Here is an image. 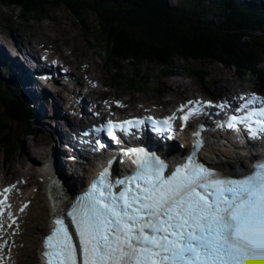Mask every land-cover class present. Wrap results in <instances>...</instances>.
<instances>
[{
    "label": "rangeland",
    "instance_id": "1",
    "mask_svg": "<svg viewBox=\"0 0 264 264\" xmlns=\"http://www.w3.org/2000/svg\"><path fill=\"white\" fill-rule=\"evenodd\" d=\"M179 1L167 0L168 6L178 4ZM66 5H56V9L49 11V19L46 21H38L33 17L26 14V18H21V14L18 12V8H3L0 6V28L1 33L5 36L20 35L19 40L23 46H27L25 42H31L33 40L42 41L44 44L49 45L56 53H58L65 62L70 64L73 74L76 76V84L78 82L84 83L86 88L94 92H100L107 97L120 99L124 103H134V100H143L146 103H166L168 108L172 105L174 100L185 99L187 97L203 96L210 98L213 96L212 88L219 83L223 85L233 86V90H254L253 81L262 80L264 82V64L256 68L259 75L254 76L253 74L246 72L245 75H240L238 69L221 66L219 64L208 62V61H194L184 62L183 60L175 59L172 62L170 72L172 76L166 77L165 73L157 65L144 64L140 69L141 74L135 77V69L128 66L127 64L121 65V70L124 71L120 74L123 80H116L117 75L113 74L110 69L113 63L106 60L104 47L98 41V27L97 17L95 14L88 11H83L82 18H76L72 12L65 7ZM204 4L199 3L196 8V14H204L205 10L208 12ZM199 7V8H198ZM199 9V10H197ZM213 15V14H212ZM213 15L212 22L224 24V20L219 16ZM133 19H138L140 16H133ZM215 16V17H214ZM31 19V20H30ZM181 24V23H180ZM138 32V30H137ZM254 36V35H253ZM255 37H259L253 40V43H260V35L255 33ZM24 38V40H22ZM75 38V39H74ZM80 42H79V41ZM86 46L87 52L92 57V62H84L82 60L81 46ZM66 44V46H65ZM87 66L89 70L88 76L85 79H81V74L78 72L80 66ZM194 73H191L190 70ZM213 72L212 75H209ZM223 73L222 81H217L213 84V80L209 76L217 73ZM168 73V72H167ZM199 76V79H197ZM99 77L104 86L99 83ZM136 78V79H135ZM90 82L93 84L91 85ZM175 83L184 84L189 88L186 92L183 90L180 94L173 96L171 91L175 90ZM227 92V91H223ZM93 96L96 94L93 93ZM127 107V105H124ZM135 108L138 104L136 103ZM3 107L0 104V167L2 169H8L5 173L0 170V181L9 182L16 180L18 183H23L25 176L16 175L9 170L12 161H17L19 155L27 149L30 151L28 154L35 155L34 158L29 159V163L40 164L37 159L38 153H32L30 145L31 138L24 136L23 133H27L23 129V123L18 119H10L8 116L13 115L6 111L3 112ZM5 108V107H4ZM134 110V109H133ZM129 111V110H128ZM120 116H124L126 112L122 111L118 113ZM28 122V121H27ZM46 123V122H45ZM24 124V125H25ZM28 126V125H27ZM28 126V130H30ZM35 137V136H34ZM4 146V147H3ZM222 154L216 153L225 162L229 163H242L247 167L249 161L242 159L240 154H234L230 148L217 146ZM236 155L238 158H236ZM211 159L216 160L215 155H210ZM240 159V160H239ZM36 176L32 179L33 183L27 190L29 193L34 195L28 202L29 210L23 218L19 219L17 228L11 229L9 234L12 237L13 250L9 259H13V263L9 264H39V248L42 234H36L33 228L36 226L35 223L39 221V215L41 213V205L47 208L44 202L43 192L44 188L40 183V180L44 178L40 173H36ZM22 177V178H21ZM42 177V178H41ZM46 223L48 216L45 217ZM11 261V260H10Z\"/></svg>",
    "mask_w": 264,
    "mask_h": 264
},
{
    "label": "trees",
    "instance_id": "2",
    "mask_svg": "<svg viewBox=\"0 0 264 264\" xmlns=\"http://www.w3.org/2000/svg\"><path fill=\"white\" fill-rule=\"evenodd\" d=\"M77 1L81 2L0 0V6L6 9L16 7L21 14L19 17L26 18L28 14L38 21L49 19V11L60 4L66 5L78 19L82 18L83 11L95 14L98 41L104 47L106 60L113 63L110 70L117 75L116 80H123L120 75L124 71L121 70L122 64L134 68L135 77L141 74L140 69L144 64L157 65L166 77L172 76L170 69L175 59L213 62L236 68L240 75L246 72L259 74L256 68L264 64V17L260 15L256 20L258 26L257 23L251 24L253 19L246 12L224 13L225 25L220 26L208 19L206 14L201 18L192 16L185 8L187 2L186 5L181 3L169 7L164 0ZM189 1L191 6L192 0ZM131 15L140 17L133 19ZM255 27L261 33L258 44L253 43L254 39L259 38L255 37ZM190 71L194 73L192 69ZM197 79L200 81L199 76ZM253 86L264 89L259 80H254ZM0 102L4 107H11L12 119L18 115L19 121H27L26 111L13 105L7 95L0 97ZM24 124L25 134L32 132L28 131L30 125ZM29 128L31 130V126Z\"/></svg>",
    "mask_w": 264,
    "mask_h": 264
},
{
    "label": "bare ground",
    "instance_id": "3",
    "mask_svg": "<svg viewBox=\"0 0 264 264\" xmlns=\"http://www.w3.org/2000/svg\"><path fill=\"white\" fill-rule=\"evenodd\" d=\"M164 1L167 4V0ZM175 1L183 2L182 0H175ZM237 2L241 7H244L247 5V3H250L251 0H237ZM199 3L204 4L205 6L202 7L208 9V12L205 10V12L203 13L206 14L207 18L211 19V21L213 20L212 16L218 14L217 16L222 18L225 22L226 19L223 18L224 13L232 14L233 12L239 13L241 11L240 9H235L234 0H192V4L190 7L187 8L189 9L187 11L192 16H195L197 18H201V16L204 17V14L199 15L198 17L197 14L195 13L197 6H199ZM247 14L251 16H255V12H251ZM256 23L258 24V26H260L258 22ZM223 25H225V23ZM255 29H256L255 30L256 33H260V31L257 30V27H255ZM19 37L22 36L19 35L15 37H9V39H11L15 44H19L20 42ZM22 40H24V38H22ZM41 42H42L41 40L40 41L33 40V43H41ZM77 46L80 48L81 44L78 43ZM80 50L82 52V60L87 63L92 62V57L87 52L86 46H83ZM0 51H1V47H0ZM4 64H5L4 62H0V69H1L0 85L3 87V89L4 87L6 88L7 92L9 93V96L12 98V100L16 105L25 109L29 113L30 117L28 118V123L31 126V130L28 131H32V133H34L35 135L33 143H31L32 145L29 148H31L32 153L33 152L38 153L37 154L38 161H40L41 165L45 166L46 168L42 170L44 171V178L40 180V183L45 187H47L48 183L52 181V186H53L52 196L56 194L57 190H59V193L62 195L63 199L68 202L72 198L73 193L76 192L78 183L82 178L88 175V172L84 171V169L80 165L81 160H83V158H80L81 155L75 156V154L73 153L71 155H68V153L65 154L63 153L64 148H62V146H65L67 142L65 139V135L61 129V125L66 126V124L69 123L72 129H76V122H78L77 120L80 116L78 110H80V108L82 107L78 105L77 110L75 109L74 106H71L66 109L68 102L66 100H63V102L61 103V107L62 109L66 110V112L61 113L60 109H58L57 106L54 104L55 98L53 96H49L46 93L47 90H45L43 87L41 88L40 86H38V82L36 83L32 82L21 76L22 71H24V69L21 66L16 67L11 64H9V66H6ZM78 72L81 74L82 78L88 76L87 74H89L88 67L85 65L80 66ZM212 74L213 72L209 73V75ZM217 74L218 76H216L215 74L213 76H209V78L213 80V84L216 83L217 81L221 82L222 77L224 76V74L221 72ZM72 79L74 78L72 77ZM98 81L101 84H104L103 82H101L100 77ZM232 87L233 86L223 85L222 83H219L216 86H213L212 91L222 93L223 91L233 90ZM188 88L189 87L185 86L184 84L175 83V90L171 91V94H173V96H176L180 94L182 90L184 92ZM62 91L66 92L67 96L70 97V92L67 88L65 87L57 88V94L62 93ZM76 97L75 98L77 100L83 99V96L80 94H76ZM139 102L142 103V101ZM83 103H85L84 100ZM83 103L81 102V104ZM130 107L134 109L132 105ZM2 109L3 112H5L7 111L8 108H2ZM71 113L74 114L75 120L68 118V116ZM14 117L16 119L20 118L18 117V115ZM205 121L210 122V120L208 119H205ZM208 130L209 129L206 130L207 133ZM24 134L25 133H23V135ZM215 136H216L215 138H212V136L207 134V141H206L207 144L205 146L208 149L207 152L210 149L212 150V152L210 153L215 155L218 164L217 167L219 168V170H222L223 172L230 174H238L245 172L248 173L249 171L247 170H249V168L246 167L243 164V162L229 163L228 161L225 162L222 159H220V156L222 155L217 156L216 153L222 154V152L219 149H215V146L219 144L218 142L222 143L223 137H219L218 135ZM259 144H260V140H259ZM29 151L30 149L29 150L27 149V151L24 150L23 153L19 155L17 161L15 162L12 161L11 166L9 167V170L12 173L15 174L17 173L16 175L18 176L19 175L25 176L23 179H25L26 181L24 182L23 185H19V187L23 189H28L32 184H34L32 179L36 176L35 174L38 172V167L36 166V164L29 163V159L32 157L34 158L35 156L30 153L28 154ZM71 158H73L75 161L71 162L70 161ZM236 158H238L237 155ZM244 159L251 163V159L246 157H244ZM47 164L49 166H47ZM55 167H57L60 170V174L63 178L62 177L55 178L56 173H59V171ZM49 168L51 171L47 170ZM0 170L2 173H5L6 170L8 169H2V167H0ZM46 189L47 188H45L43 192L44 202L47 205H49L51 209L52 207H59L56 206V201H58V199H55V197H50V191H48L47 193ZM31 195L32 193H29L27 191L25 192V198H30ZM49 211L50 210L47 209L44 205H41V213L39 215V221L35 223L36 226L33 228L36 234H42L43 231H46L48 229L47 227L48 220L46 223L45 217L48 216L49 218ZM2 217L5 218V215L3 214Z\"/></svg>",
    "mask_w": 264,
    "mask_h": 264
},
{
    "label": "water",
    "instance_id": "4",
    "mask_svg": "<svg viewBox=\"0 0 264 264\" xmlns=\"http://www.w3.org/2000/svg\"><path fill=\"white\" fill-rule=\"evenodd\" d=\"M19 11V10H18Z\"/></svg>",
    "mask_w": 264,
    "mask_h": 264
}]
</instances>
